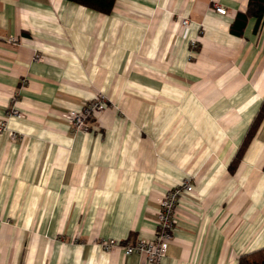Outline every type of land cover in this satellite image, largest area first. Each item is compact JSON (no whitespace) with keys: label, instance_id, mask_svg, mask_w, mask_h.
I'll use <instances>...</instances> for the list:
<instances>
[{"label":"crops","instance_id":"crops-1","mask_svg":"<svg viewBox=\"0 0 264 264\" xmlns=\"http://www.w3.org/2000/svg\"><path fill=\"white\" fill-rule=\"evenodd\" d=\"M248 3L0 0V264H150L99 243L151 240L184 179L158 264L264 248V120L230 170L264 97V16L236 24ZM98 94L106 110L72 131L64 114Z\"/></svg>","mask_w":264,"mask_h":264},{"label":"built area","instance_id":"built-area-1","mask_svg":"<svg viewBox=\"0 0 264 264\" xmlns=\"http://www.w3.org/2000/svg\"><path fill=\"white\" fill-rule=\"evenodd\" d=\"M214 11L219 15H225L226 10L220 5H213ZM181 26H188L187 19L181 20ZM10 42L16 40L11 38ZM192 46H195V41H192ZM108 107V100L103 94H98L93 100L85 103L80 110H71L64 114L63 118L71 127L72 131H87V120L94 118L104 112ZM6 117L21 118L22 114L14 109H8ZM6 121H0V132L6 130ZM8 135L11 139L17 136L9 131ZM193 190V186L189 179H184L180 185L167 191L158 200V211L156 216V232L151 240H138L134 244H122L116 240H103L99 246L106 252L114 249H121L125 256L138 255L143 256L150 264H158L166 255L169 244L172 240V233L176 224L177 206L179 198L182 194H189Z\"/></svg>","mask_w":264,"mask_h":264},{"label":"trees","instance_id":"trees-1","mask_svg":"<svg viewBox=\"0 0 264 264\" xmlns=\"http://www.w3.org/2000/svg\"><path fill=\"white\" fill-rule=\"evenodd\" d=\"M66 1L84 6L88 9L94 10L98 13L105 15L111 13L116 2V0H66ZM263 16H264V0H249L246 13L243 15L241 14L237 15L236 24L238 21L240 27H243L244 22L248 17H254L260 20L262 19ZM263 120H264V97L262 99L261 105L259 107V110L255 118L253 119L247 130V133L238 150L236 158L233 161L232 165L230 166V170H232L239 161L240 157L248 147L250 141L254 137L256 131L258 130ZM238 264H264V248L240 257Z\"/></svg>","mask_w":264,"mask_h":264}]
</instances>
